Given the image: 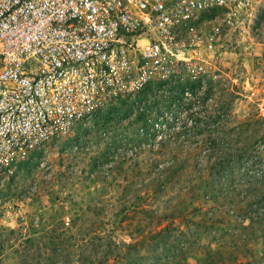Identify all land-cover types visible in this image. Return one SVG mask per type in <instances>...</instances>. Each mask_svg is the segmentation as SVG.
I'll return each mask as SVG.
<instances>
[{
    "label": "rangeland",
    "instance_id": "374dc122",
    "mask_svg": "<svg viewBox=\"0 0 264 264\" xmlns=\"http://www.w3.org/2000/svg\"><path fill=\"white\" fill-rule=\"evenodd\" d=\"M215 16L213 46L185 52L169 80L0 177V264H264V0ZM183 79L194 90L178 102Z\"/></svg>",
    "mask_w": 264,
    "mask_h": 264
},
{
    "label": "built area",
    "instance_id": "2783aa9c",
    "mask_svg": "<svg viewBox=\"0 0 264 264\" xmlns=\"http://www.w3.org/2000/svg\"><path fill=\"white\" fill-rule=\"evenodd\" d=\"M262 0H0V177Z\"/></svg>",
    "mask_w": 264,
    "mask_h": 264
},
{
    "label": "trees",
    "instance_id": "16d2710c",
    "mask_svg": "<svg viewBox=\"0 0 264 264\" xmlns=\"http://www.w3.org/2000/svg\"><path fill=\"white\" fill-rule=\"evenodd\" d=\"M169 80V79H168ZM188 81L185 79H183V88L185 89V92H187L185 95H183L182 96V98H179V99H181L180 101H178V102H182V101H189L190 99L188 98V96H190L192 93H193V90H194V87H193V85H191V83L189 84V83H187ZM186 89H188V90H186ZM194 93H196L195 91H194ZM196 97V96H195ZM178 99V100H179ZM193 99V98H192ZM179 104V103H178ZM191 104V103H190ZM190 104H187L186 105V107H185V109L187 108V109H190V107H189V105ZM189 107V108H188ZM186 109V110H187ZM172 112H174V111H170V112H168V114H169V116L167 117L166 115H164V116H162V115H158V119H155L156 121H154L153 122V124H154V126H155V130L156 131H158V132H161L163 129H165L166 127H170L171 126V122L170 121H168V120H171V119H174L175 118V114H173ZM164 114H167V113H164ZM148 121H150V117H149V119H148ZM148 121L147 122H145L144 123V126L146 127V123H147V125H148ZM143 139H144V137H142ZM29 161L31 160V159H28ZM254 214V213H253ZM250 218V217H249ZM250 220L251 219H249V221H248V223H250ZM203 258H199V260H202Z\"/></svg>",
    "mask_w": 264,
    "mask_h": 264
}]
</instances>
